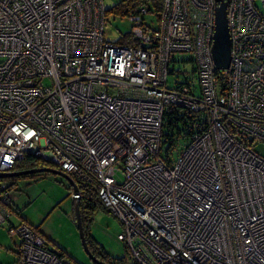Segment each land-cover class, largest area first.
<instances>
[{
	"label": "built area",
	"instance_id": "built-area-1",
	"mask_svg": "<svg viewBox=\"0 0 264 264\" xmlns=\"http://www.w3.org/2000/svg\"><path fill=\"white\" fill-rule=\"evenodd\" d=\"M223 1L229 63L216 70L215 0L138 4L137 47L103 40L102 0H0V173L29 155L91 185L119 222L123 264H264V159L251 149L264 143V0ZM181 53L198 92L188 76L167 84ZM166 106L203 121L174 162L160 156ZM9 234L10 264H72L26 222Z\"/></svg>",
	"mask_w": 264,
	"mask_h": 264
},
{
	"label": "rangeland",
	"instance_id": "rangeland-1",
	"mask_svg": "<svg viewBox=\"0 0 264 264\" xmlns=\"http://www.w3.org/2000/svg\"><path fill=\"white\" fill-rule=\"evenodd\" d=\"M120 0H102L104 10L108 11ZM144 23L154 27L155 18L150 14L143 16ZM151 20L150 23H148ZM130 22L126 16L108 13L102 29L104 41L116 42L129 33ZM188 53L175 54L169 63V71L175 72L178 80L191 73V61ZM174 76L168 74L167 84L172 83ZM179 113L182 109L177 110ZM183 141L176 140L166 155L160 149V156L165 161L174 162ZM252 151L264 159V143L251 146ZM53 170H58L52 167ZM68 181L51 172L33 173L28 177H16L15 186L10 190V202L3 205L0 200V264H10L15 260L18 238L10 236L6 228L26 222L34 227L44 239L46 249L64 255L72 264H92L83 250L73 209V200L69 194ZM2 220V221H1ZM90 241L101 246L103 251L112 257L126 256L122 243L117 239L121 228L118 220L107 211L95 208L87 227Z\"/></svg>",
	"mask_w": 264,
	"mask_h": 264
},
{
	"label": "trees",
	"instance_id": "trees-1",
	"mask_svg": "<svg viewBox=\"0 0 264 264\" xmlns=\"http://www.w3.org/2000/svg\"><path fill=\"white\" fill-rule=\"evenodd\" d=\"M147 4L149 11H156L160 9L161 0H120L116 5L111 7L108 11L104 10V22L108 13L116 14L118 16H127L134 11L135 7L138 4ZM118 44L129 45L137 47L139 43L137 40L132 39L130 33L125 34L121 38H119L116 42ZM191 61V58L189 59ZM191 73L188 75V79L193 81V89L197 90V76L195 74V67L191 62ZM174 79L172 80L171 86L182 85L186 83L187 77L184 76L183 80H178L175 72H172ZM182 109V112L179 113L177 110ZM203 121L202 116L198 113H191L189 110L183 106H166L163 108L162 119H161V148L164 155L168 153V149L171 147L174 141L182 140L183 145L187 142L188 137L194 132L199 131L202 127ZM42 167H54L50 163H46L43 161H39L34 159L33 157L27 155L24 159L16 163L11 171L18 170H26L31 168H42ZM56 168V167H54ZM47 173V172H46ZM41 174V173H40ZM67 175V174H66ZM31 174L20 175L17 177H28ZM69 176V175H68ZM70 177V176H69ZM16 177L9 178H1L0 181L4 184L5 190H10V185H7V181L14 180ZM73 182L76 184V189L78 193V201H77V213L80 221L81 229L83 232V236L85 239V243L89 252L99 261L104 264H123L124 257H112L103 251L101 246L93 245L90 241V237L88 235L87 227L91 220V212L95 208H100L106 211L101 204L99 203L96 193L91 185L83 184L78 181H75L72 177H70ZM7 182V183H6ZM69 194H72V188L68 187ZM5 205H10L4 203ZM2 221V220H1ZM14 226H10L6 228V232L9 234V231L13 229ZM11 236V235H10ZM15 236V235H12Z\"/></svg>",
	"mask_w": 264,
	"mask_h": 264
},
{
	"label": "water",
	"instance_id": "water-1",
	"mask_svg": "<svg viewBox=\"0 0 264 264\" xmlns=\"http://www.w3.org/2000/svg\"><path fill=\"white\" fill-rule=\"evenodd\" d=\"M218 2L217 6L214 9V28L212 35V43H211V59L216 70L227 69L229 63V38L227 31V24L225 18V2L223 0H215ZM51 172L54 174H58L65 178L70 187L72 188V200H73V209L75 213V218L77 222V228L79 231L80 242L83 250L91 260L92 264H104L103 262L97 260L88 250L87 245L85 243V239L83 236V232L81 229L80 221L77 213V201H78V193L76 189V184L73 180L66 175L64 172L60 170H53L49 167L42 168H31L26 170H18V171H9L5 173H0L1 178H9V177H17L20 175H27L33 173H46Z\"/></svg>",
	"mask_w": 264,
	"mask_h": 264
},
{
	"label": "crops",
	"instance_id": "crops-1",
	"mask_svg": "<svg viewBox=\"0 0 264 264\" xmlns=\"http://www.w3.org/2000/svg\"><path fill=\"white\" fill-rule=\"evenodd\" d=\"M2 182V181H1ZM8 182V183H7ZM7 185L9 184L10 185V190L13 188V186H15V179L14 180H10V181H7ZM10 190H7V192L9 193ZM10 199V197H9Z\"/></svg>",
	"mask_w": 264,
	"mask_h": 264
}]
</instances>
